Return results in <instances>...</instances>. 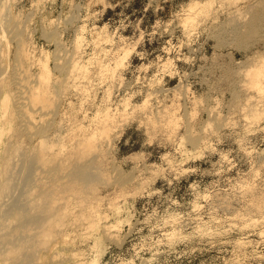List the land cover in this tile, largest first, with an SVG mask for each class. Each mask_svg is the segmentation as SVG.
<instances>
[{
	"label": "rangeland",
	"instance_id": "obj_1",
	"mask_svg": "<svg viewBox=\"0 0 264 264\" xmlns=\"http://www.w3.org/2000/svg\"><path fill=\"white\" fill-rule=\"evenodd\" d=\"M259 1L0 0V264H264Z\"/></svg>",
	"mask_w": 264,
	"mask_h": 264
},
{
	"label": "bare ground",
	"instance_id": "obj_2",
	"mask_svg": "<svg viewBox=\"0 0 264 264\" xmlns=\"http://www.w3.org/2000/svg\"><path fill=\"white\" fill-rule=\"evenodd\" d=\"M256 1H259V0H256ZM259 4V6L261 5V7L263 8V6H264V0H260L259 2H258ZM258 5H256L255 3H254V6H257V8H258ZM253 6V8H255L254 10H256V7H254ZM261 8V9H262ZM260 8H258V10H259ZM247 10V9H246ZM246 10H245V13H246ZM250 10L252 11V8H250ZM249 10V11H250ZM263 11H264V9H262ZM250 11V12H251ZM260 12H261V10H259ZM262 11V12H263ZM254 13H256V12H254L253 11V14ZM248 14V13H247ZM252 14V13H251ZM251 14H249V15H251ZM251 18H252V16H251ZM250 19V18H249ZM248 19V20H249ZM252 24H251V26L249 27L247 24H246V26H248L251 30H255V33H257L258 31H259V28L261 27V26H263L262 28H264V12H263V14L262 13H260V14H255V16H253V18L252 19H250L249 20ZM249 22V23H250ZM242 24V23H241ZM240 25V24H239ZM232 25H230V27H231ZM241 27H243V26H245V24H243V26L242 25H240ZM227 27V26H226ZM225 27V28H226ZM237 27V26H236ZM225 28L223 29V30H225ZM232 28V27H231ZM239 28V27H238ZM245 28V27H244ZM249 28H246V29H248V31H247V33L249 32L250 33V29ZM227 29H229V27L227 28ZM233 29V28H232ZM232 29L230 30V31H232ZM258 29V30H257ZM234 30H237V28L235 29V27H234ZM20 31V30H19ZM257 31V32H256ZM221 32H222V30H221ZM227 32H229V30L227 31ZM233 32V31H232ZM222 33H224V31L222 32ZM234 33H235V31H234ZM253 33V32H252ZM236 35V34H235ZM78 42V41H77ZM79 43V42H78ZM77 60H74V62L72 63V65H71V69H70V72H69V74H70V78H72V79H75V78H77L78 76H80L81 74H83L84 73V69L82 68V66H81V64H80V62H76ZM120 59L119 60H117L116 59V61H115V65L113 66V67H111V68H107V69H105V72H106V74L108 75V76H112V75H114L115 73H116V69L118 68V66L120 65ZM260 66H258V68H260V69H258L259 71H257L255 74H253V78L251 79V82H250V85L252 86V88L253 89H255V90H260L261 89V85H262V83H263V77H264V71H261L262 69H264V59L263 58H261V61H260ZM40 68H41V76H40V82L41 83H43V84H45V83H47V84H49V86L51 87L52 86V82H53V78H52V76H51V72H50V70L48 69V66L46 65V62H44V63H42V64H40ZM70 80V79H69ZM7 94V93H6ZM3 105H5V109L6 110H10V108L8 109V103H5V104H3ZM2 105V106H3ZM108 107H106V109L104 110V111H106V110H108L107 109ZM1 111H2V107H1ZM11 111V110H10ZM110 111L108 110V113H109ZM10 113V112H9ZM106 113V112H105ZM107 113V114H108ZM9 115V114H8ZM109 115V114H108ZM107 115V116H108ZM10 116V115H9ZM110 117V116H109ZM108 117V118H109ZM10 118V120H11V117H9ZM111 120H112V118H110ZM109 122H110V120L109 119H107ZM2 122H4L3 120H2ZM53 122V121H52ZM52 122H50V124L52 125ZM112 122V121H111ZM108 123V122H107ZM55 124V123H54ZM58 124V123H57ZM57 124H56V126H57ZM80 125H82V124H80ZM79 125V126H80ZM7 126H9V124L7 125ZM78 126V125H77ZM48 127H49V124H48ZM53 127V126H52ZM55 127V126H54ZM58 127V126H57ZM57 127H56V131H57ZM81 127V126H80ZM50 128V127H49ZM58 129H59V127H58ZM75 129V128H74ZM76 130H77V128H76ZM75 132V131H74ZM9 134V133H8ZM45 134V133H44ZM43 134V135H44ZM46 135V134H45ZM46 137V136H45ZM44 137V138H45ZM46 139H48L47 137L45 138V140ZM42 140V139H41ZM40 140V142H41V147L43 148V147H46V146H44L43 144H47L46 142L48 141H46V142H44L43 144H42V142L44 141V140H42L41 141ZM50 141L49 142H52L51 141V139H49ZM54 141V140H53ZM3 143V139H2V137L0 136V146H1V144ZM7 144H8V142H6ZM55 143H57V141H55ZM58 144V143H57ZM59 144H61V143H59ZM63 144V143H62ZM61 144V145H62ZM10 145V144H9ZM9 145H7L6 146V148L9 146ZM43 145V146H42ZM48 145V144H47ZM50 146L52 145L53 146V142L52 143H50L49 144ZM55 146H56V144H55ZM4 147H5V145H4ZM4 147H3V151H5V149H4ZM9 148H11V145H10V147ZM10 150V149H9ZM10 152V151H9ZM12 152V151H11ZM6 154V153H5ZM6 155H8V154H6ZM10 155V154H9ZM3 157H5V156H3ZM2 160V159H1ZM0 160V162H2ZM4 161H5V159H4ZM36 163V162H35ZM2 164V163H1ZM4 164V163H3ZM3 164H2V166H3ZM8 165V163L6 162L5 164H4V166H7ZM1 166V165H0ZM4 166H3V168H4ZM3 168H1L0 167V170L2 169V170H4ZM76 169H78L77 171H76V173H78V171H80V170H85V169H83V168H85L84 166H83V168L81 169V167L79 168V166H76L75 167ZM5 169H6V167H5ZM5 172H6V170H5ZM81 173L80 174H76V173H74V175L76 174L77 176H79L80 175V177H81V175H82V179L81 180H84L85 181V179H87V177H88V180H90L91 178H89L90 176L89 175H85V173H83L82 171H80ZM84 174V175H83ZM87 174H89V173H87ZM85 177V179H84V177ZM76 177V176H75ZM77 178V177H76ZM79 178V177H78ZM77 178V179H78ZM79 179V180H80ZM87 180V181H88ZM87 207H89V206H87ZM84 209H86V208H84ZM90 211H88V212H90V214L91 215H89L88 214V217L90 218V216H91V222H90V219H88V217H87V219L89 220V222L87 221V219L85 218V216H84V220L86 219V223H91L90 224V226L89 227H91V229H90V231L92 230V228L93 229H95L99 224H100V222H101V220H104V218H103V216H101V214L98 212V210H96V208L95 207H91V209H89ZM39 214V213H38ZM41 214V213H40ZM39 214V217H37L38 219L40 218V216H42L43 217V215L41 214L40 215ZM28 215V214H27ZM33 215H34V213H33ZM32 215V216H33ZM36 215H37V213H36ZM87 215V214H86ZM29 216H31V215H28V219H30V218H32V217H30L29 218ZM38 216V215H37ZM27 216L25 215V218H26ZM36 217V216H35ZM35 217H34V221H35ZM61 217H62V215H61ZM25 218L23 219H21V221L22 220H25ZM44 218H45V216H44ZM103 218V219H102ZM27 219V218H26ZM37 219V220H38ZM42 218H40L39 219V221H41V222H43L44 221V219H43V221L41 220ZM32 220V219H31ZM37 220H36V222H37ZM60 220V219H59ZM49 221V223L51 222V220H49V219H47V221L46 222H48ZM23 222H26V221H23ZM23 222H22V224L20 223L19 225H22L23 227L22 228H24V226H25V224H23ZM29 221H27L26 222V224L28 223ZM30 222H32V221H30ZM44 223V222H43ZM49 223H47V225L49 224ZM38 224H41L40 222L38 223ZM44 224H46V223H44ZM43 224V225H44ZM29 225V224H28ZM36 225V224H35ZM42 225V224H41ZM43 225H42V228H43ZM32 226V225H31ZM45 226V225H44ZM85 226V228L84 229H86V227H88V225L86 224V225H84ZM83 226V227H84ZM113 226V225H112ZM111 226V228H113ZM20 228H21V226H19ZM105 227V230L107 229V230H109V228H110V226L108 225H106V226H104ZM46 227H44V229H45ZM84 229H81V230H83V231H85ZM40 230H41V228H40ZM57 230V229H56ZM60 231L62 230V228L61 229H59ZM87 230H88V228H87ZM58 231V230H57ZM64 231V230H63ZM82 231V232H83ZM39 232V231H38ZM62 232V231H61ZM61 232H58V233H60L61 234ZM86 232V231H85ZM98 232V231H97ZM48 233V232H47ZM47 233H46V235H47ZM57 233V232H56ZM49 234H50V232H49ZM54 234V233H53ZM91 234V233H90ZM51 235V234H50ZM50 235H48V236H50ZM56 235V234H55ZM55 235H53V237L55 236ZM59 235V234H58ZM86 235V234H85ZM44 237H45V235H43ZM60 236V235H59ZM62 236V235H61ZM66 236V235H65ZM86 236H88V235H86ZM44 237L42 238V240H41V238H38V240L39 241H44L43 239H44ZM52 237V238H53ZM57 237V236H56ZM48 238V239H47ZM46 238V240L45 241H47V244H48V242H50V239H49V237H47ZM51 238V239H52ZM26 239H28L29 240V238H26ZM55 239V238H54ZM49 240V241H48ZM22 241H24V239L22 240ZM30 241V240H29ZM33 241V240H32ZM34 241H35V244L37 245V243L38 242H36L37 241V239L35 240L34 239ZM44 241V242H45ZM25 242H26V240H25ZM41 242H39V243H41ZM43 242V243H44ZM29 243V242H28ZM34 244V242H31L30 241V244H28V245H30L31 246V244ZM32 244V245H33ZM42 244V243H41ZM43 246H45L44 244H42ZM42 245H40V246H42ZM30 246H27L26 245V248L27 247H30ZM34 246V245H33ZM39 246V247H40ZM34 247H36V246H34ZM34 247L32 248L33 249V251L35 252V250H34ZM25 249V247L23 248V250ZM29 249V248H28ZM25 250H27V249H25ZM24 250V251H25ZM36 250H37V248H36ZM2 251V250H1ZM32 251V252H33ZM23 252V251H22ZM32 252H30V250H29V252L27 253L29 256L28 257H31L30 255H32L33 253ZM39 252V251H38ZM44 252H46V251H44ZM25 253V252H24ZM25 253V254H26ZM30 253H32V254H30ZM36 253L37 252H35V255H36ZM0 254H1V252H0ZM7 254V253H6ZM17 254H19V252L17 253ZM26 254V255H27ZM76 255H77V253H75ZM16 255V254H15ZM38 255V254H37ZM76 255H75V257H76ZM1 256V255H0ZM3 256H5V253H4V255L2 254V256L1 257H3ZM14 256V255H13ZM22 256V254H20V259L22 260V258L23 257H21ZM43 256V255H42ZM78 256V255H77ZM8 257V256H7ZM27 257V256H26ZM41 257V256H40ZM13 258V257H12ZM31 258H33V255H32V257ZM30 258V259H31ZM72 258H73V255H72ZM3 259H4V257H3ZM17 259L18 260H20L19 259V256H18V258H17V256H16V260L15 261H17ZM28 259V258H27ZM36 258H34V260H35ZM40 260V259H39ZM23 261H26V259H23ZM22 261V262H23ZM12 262V264H14V261H11ZM10 262V263H11ZM17 262H19V261H17ZM21 262V261H20ZM37 262H39V261H37ZM4 263V262H3ZM6 263V262H5ZM43 263V262H42ZM60 263V262H59Z\"/></svg>",
	"mask_w": 264,
	"mask_h": 264
}]
</instances>
